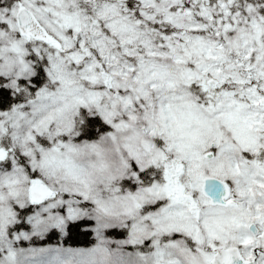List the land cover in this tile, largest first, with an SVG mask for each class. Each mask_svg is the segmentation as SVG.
Masks as SVG:
<instances>
[{"label": "snow or ice", "instance_id": "1", "mask_svg": "<svg viewBox=\"0 0 264 264\" xmlns=\"http://www.w3.org/2000/svg\"><path fill=\"white\" fill-rule=\"evenodd\" d=\"M0 264H264V0H0Z\"/></svg>", "mask_w": 264, "mask_h": 264}]
</instances>
